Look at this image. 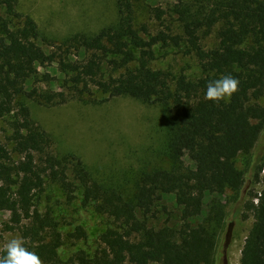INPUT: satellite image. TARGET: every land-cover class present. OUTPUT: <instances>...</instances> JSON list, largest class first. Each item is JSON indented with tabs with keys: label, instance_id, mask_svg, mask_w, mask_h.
<instances>
[{
	"label": "trees",
	"instance_id": "1",
	"mask_svg": "<svg viewBox=\"0 0 264 264\" xmlns=\"http://www.w3.org/2000/svg\"><path fill=\"white\" fill-rule=\"evenodd\" d=\"M150 2L114 0L108 25L56 38L20 12L19 0H0V122L8 126L0 140V212L9 213L3 231L23 237L43 264H213L231 203L253 221L239 264H264V187L243 191L264 164V0H163L165 9ZM213 33L216 44L206 49L202 41ZM169 48L195 69L158 68L156 52ZM48 68L62 78L40 71ZM229 74L238 92L206 101L207 83ZM123 97L165 116L168 167L143 173L131 193L104 183L73 153H56L27 105ZM48 186L68 203L79 194L83 206L105 217L93 251L62 257L68 239L51 209L41 207ZM166 198L181 212L179 224L159 221L156 208ZM68 235L86 237L81 227Z\"/></svg>",
	"mask_w": 264,
	"mask_h": 264
},
{
	"label": "rangeland",
	"instance_id": "2",
	"mask_svg": "<svg viewBox=\"0 0 264 264\" xmlns=\"http://www.w3.org/2000/svg\"><path fill=\"white\" fill-rule=\"evenodd\" d=\"M150 5L166 8L163 0H151ZM19 10L29 15L43 33L56 38L77 32L95 33L116 17L114 0H19ZM142 20L147 21L146 18ZM150 24L153 25L154 21ZM202 43L206 49L215 46L214 33ZM155 56L157 60L154 64L158 68L174 72L186 68L191 70V67L195 69L193 60L183 58L173 48L159 50ZM40 71L57 79L62 78L55 68ZM38 86L42 89H58L55 84ZM27 105L37 124L53 136L56 153H73L78 156L98 178L111 187L131 193L135 181L143 173L168 167L162 147L165 116L157 106H148L127 97L112 99L100 105L76 101L52 108H43L32 102H27ZM7 129L6 122H0V140L4 141ZM185 164L189 162L186 160ZM237 166L243 169L242 157ZM263 187L264 164L258 181L253 185L247 182L243 191L246 193L253 190L254 194H258ZM76 197L68 203L54 186H48L42 196V209H51L61 232L68 239L61 251L64 259L77 250L93 251L99 244V235L107 225L105 217L83 206L79 194ZM156 209L161 223H180L181 212L171 198L159 202ZM235 210L234 204H227V220L217 241L213 264L240 262L241 250L253 221L251 217L243 218ZM8 219L9 213L0 212V246L18 236L17 233L3 231V224ZM78 227L83 229L86 237L70 239L68 234Z\"/></svg>",
	"mask_w": 264,
	"mask_h": 264
},
{
	"label": "clouds",
	"instance_id": "3",
	"mask_svg": "<svg viewBox=\"0 0 264 264\" xmlns=\"http://www.w3.org/2000/svg\"><path fill=\"white\" fill-rule=\"evenodd\" d=\"M239 90V80L232 75H224L209 81L206 85L204 99L220 103L231 98ZM0 264H43L41 258L25 246L21 236L8 239L0 246Z\"/></svg>",
	"mask_w": 264,
	"mask_h": 264
}]
</instances>
